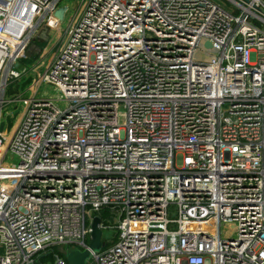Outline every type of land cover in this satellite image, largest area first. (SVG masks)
I'll return each instance as SVG.
<instances>
[{
  "label": "built area",
  "instance_id": "obj_1",
  "mask_svg": "<svg viewBox=\"0 0 264 264\" xmlns=\"http://www.w3.org/2000/svg\"><path fill=\"white\" fill-rule=\"evenodd\" d=\"M230 1L0 0V264L96 216L86 264H264V0Z\"/></svg>",
  "mask_w": 264,
  "mask_h": 264
},
{
  "label": "rangeland",
  "instance_id": "obj_2",
  "mask_svg": "<svg viewBox=\"0 0 264 264\" xmlns=\"http://www.w3.org/2000/svg\"><path fill=\"white\" fill-rule=\"evenodd\" d=\"M214 1L217 2L218 4H220L222 7L226 8V9H233L234 8V4L230 0H214ZM67 24H68V21L67 20L63 21V23H62L63 31L66 30ZM38 39L39 40H37L36 46H42L44 44H47V41H44L41 38H38ZM50 49H51V45H49L47 47V50H46L47 56L50 53ZM36 51H38L36 49V47L34 49L32 47V49L30 51V54L32 56V58H31V61L32 62L35 61V54L38 53ZM24 64L25 63H22V66ZM44 93H46L49 98H54L58 94L57 91L54 88H50L49 86L43 85L40 88V94H39V96L41 97ZM57 104H58L59 107H61V108L63 107V102H58ZM19 113L20 112L15 111V112H12L8 117H7V115H5V117H7V118H4V120H3V123H2L3 129L9 130V128H12L14 126V124L17 122L18 118L20 117V114ZM8 160H10V157L9 156L7 157V161ZM8 162H10V161H8ZM171 217H176V214H175L174 211H171ZM170 228H172V227H170ZM114 234H115V230H113V229H107V230H105L104 231V234H103V240L104 241H108Z\"/></svg>",
  "mask_w": 264,
  "mask_h": 264
},
{
  "label": "water",
  "instance_id": "obj_3",
  "mask_svg": "<svg viewBox=\"0 0 264 264\" xmlns=\"http://www.w3.org/2000/svg\"><path fill=\"white\" fill-rule=\"evenodd\" d=\"M247 1V0H245ZM65 12V7L60 8L56 15L61 19L63 18ZM101 222V218L99 216H96L94 218L93 224H92V232H91V242H90V249L86 250H71L66 255V260L68 264H86L89 260V258L92 255V252H96L102 249V230L99 226ZM229 227L234 229L235 226L232 224H229Z\"/></svg>",
  "mask_w": 264,
  "mask_h": 264
},
{
  "label": "trees",
  "instance_id": "obj_4",
  "mask_svg": "<svg viewBox=\"0 0 264 264\" xmlns=\"http://www.w3.org/2000/svg\"><path fill=\"white\" fill-rule=\"evenodd\" d=\"M37 55H35V57H36ZM55 250L57 249L56 247L54 248ZM48 258H45L44 260H47Z\"/></svg>",
  "mask_w": 264,
  "mask_h": 264
}]
</instances>
